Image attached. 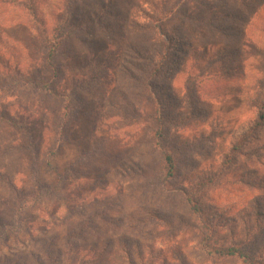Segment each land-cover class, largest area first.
Returning a JSON list of instances; mask_svg holds the SVG:
<instances>
[{
  "label": "rangeland",
  "instance_id": "rangeland-1",
  "mask_svg": "<svg viewBox=\"0 0 264 264\" xmlns=\"http://www.w3.org/2000/svg\"><path fill=\"white\" fill-rule=\"evenodd\" d=\"M24 1L49 26L66 10L65 0ZM73 6L80 40L61 51V76L39 61L8 77L4 66L16 63L0 43V264H71L77 249L82 264H243L202 249L188 193L216 224L238 220L217 228L221 244L252 241L264 264V231L256 240L245 231L264 194V0ZM23 10L30 18L0 6L4 42L27 27L15 23ZM17 32L20 63L26 46L40 58L43 43ZM179 35L202 49L185 55ZM41 78L57 96L33 89ZM68 239L76 253L65 259Z\"/></svg>",
  "mask_w": 264,
  "mask_h": 264
},
{
  "label": "trees",
  "instance_id": "trees-1",
  "mask_svg": "<svg viewBox=\"0 0 264 264\" xmlns=\"http://www.w3.org/2000/svg\"><path fill=\"white\" fill-rule=\"evenodd\" d=\"M77 1L80 0H65V8L66 10L60 14V16H57L55 18V23L53 26H49L46 19H42L39 16L38 9L36 6V3L30 2L27 4L24 0H0V6L4 7H23L28 11V15H30V18L24 15V10L21 12L22 14L17 13V17L15 23H18L19 20L25 18L27 21H24L27 27L24 26H18L13 30L12 36L9 38L10 41H14L13 43H7L3 41V36L0 31V43L2 46H4V49L8 54H10L11 59L16 63L15 67H13L10 63H6V66H4V71L6 72L5 75H7L10 78L20 77L22 78L25 76L23 73L27 71V74L30 75L34 70H38V63L39 61L44 62L43 65L45 68L50 70L54 76L59 77L61 76L60 67L61 63L59 62V58L63 55L61 53L62 50H67L72 48V41L73 40H80V34L77 32V20L74 16L73 12V5ZM27 4L28 6H25ZM171 12L174 13L178 9L177 6L175 8L171 7ZM180 10V9H179ZM16 12V10H14ZM179 12H182L181 10ZM25 17V18H24ZM230 18L231 14L224 15V18ZM201 22L204 23L209 28H214L216 20H210L208 18L201 19ZM12 23V24H15ZM34 23V24H33ZM18 26V27H17ZM14 27V25L12 26ZM24 27V28H23ZM184 27V23L182 28ZM25 29V38L30 39V42L33 44L34 42L31 40H35V42L41 41L40 44L44 47V50L41 51V57L35 58L33 56V53L31 51H28L29 47H25V53L26 58L22 61H24L22 64L20 63V56H18L17 53H20L19 50L22 51L21 46H19V40L17 37H15V34L19 33L17 30ZM221 29V28H220ZM260 32L264 33V28L259 29ZM28 37V38H27ZM178 40L181 44H185L188 50H182V52L186 55L188 51H196L200 50L202 48H199V46L195 45L193 42H188L185 37L182 35H179ZM41 46V47H42ZM42 47V48H43ZM19 49V50H18ZM189 55V54H188ZM262 58L264 61V53H262ZM1 63V62H0ZM155 72H158V70H155ZM263 73L264 70H261ZM37 79V75H36ZM43 78L39 79V81L33 82V89H36L37 92H40L47 96H57V93L50 87L49 81L42 82ZM73 80H81L80 78L74 77ZM18 84V80H14ZM15 83V84H16ZM260 97L264 99V76L262 79H260ZM69 91V90H68ZM66 98L68 96L64 95ZM261 98L258 101H261ZM261 113H260V119L264 120V102L261 103ZM241 146V143L236 145V148ZM235 148V149H236ZM48 166L53 168L51 162H47ZM164 164L166 166V169L168 170V175L171 176L174 173L175 170V161L173 158V155L170 153L164 154ZM212 183V180H204L200 183V187H198L197 191H201L203 186H205L208 182ZM187 202L191 208V210L198 216V219L200 221V226H197L198 230V236L201 237L200 245L202 249L207 252L210 255H217L218 257H237L242 261L243 264H260L261 256H258V252L260 248L254 244V242L250 241L251 248H248L247 246H243L240 244H221L218 239L215 238V234L217 233L218 227H237L238 226V220L232 219L227 222H222V224H216L219 217L214 216L210 217L207 215L206 210L202 207L201 203L199 202L198 198L196 196H191L189 193L187 194ZM252 218L250 219V217ZM247 223L245 225V231L247 233L248 237H252L254 240L258 239V234H262L264 231V194L257 197L254 201H252V204L250 206V212L246 213L245 218L247 219ZM254 217V220H253ZM226 223V224H224ZM259 232V233H258ZM235 233V232H234ZM77 243L73 242L72 239H68L67 242V251L65 253V259L71 255L72 253H76L75 246ZM128 249V248H127ZM126 249V254L132 255V253H128V250ZM77 258L74 257L71 264H82L83 260L81 259L82 253H80V250L77 249ZM85 261V260H84ZM86 262V261H85ZM145 264H154L153 262L145 263Z\"/></svg>",
  "mask_w": 264,
  "mask_h": 264
}]
</instances>
